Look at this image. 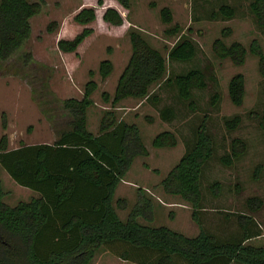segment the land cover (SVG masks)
<instances>
[{
	"label": "trees",
	"instance_id": "1",
	"mask_svg": "<svg viewBox=\"0 0 264 264\" xmlns=\"http://www.w3.org/2000/svg\"><path fill=\"white\" fill-rule=\"evenodd\" d=\"M111 1L116 6L104 7V0H96V6L103 8L100 19L110 26H122L125 18L119 7L129 10L130 0ZM43 5L44 0H0V75L16 74L27 80L32 99L50 122L54 135L52 142L21 143L14 148H7L5 134L0 137V167L17 184L38 192V196L10 206L3 201L0 183V264H88L101 246L113 242L128 246L118 255L132 260L133 264H264V245L248 243L263 234L254 218V213L264 207L262 198L248 197L245 200L247 213H223L221 224L229 225L227 221L231 217L235 219V234L217 236L200 220L203 200L200 182L203 168L214 154L205 119L197 125L191 144L159 182L166 194L177 195L191 205V218L199 227L198 234L188 237L167 226L139 222V217L145 221L153 219L152 202L139 188L137 201L126 219L119 218L115 206L125 208L126 200L118 198L113 205L115 188L133 159L147 156L148 150L137 125L118 119L112 110L102 114L96 133L88 129L87 110L93 104L91 95L98 88L93 79L85 83L81 98H60L50 89V67L37 61L30 50H25L31 35V19ZM248 9L256 24L264 27V0H250ZM159 15L163 23L172 22V12L167 6L160 8ZM234 15V7L227 3L210 13L212 19H229ZM96 19L95 6L81 7L72 20L83 28L70 39H58L57 48L64 53L76 52L93 33L88 25ZM57 28L58 22L54 20L46 25L48 33ZM164 32L176 35L180 29L175 24ZM126 33L130 56L112 97L103 92V100L110 98L113 107L126 98H149L151 87L164 83L174 87L178 97L192 105V90L207 86L203 69L191 67L173 73L168 70V63L193 59L197 51L195 43L187 35H181L163 53L138 30L128 28ZM230 34L229 27L221 30V37L213 40L214 54L242 65L251 53L257 57L258 70L264 78V53L259 44L252 40L246 48L239 41L226 43L223 38ZM112 70L110 59L99 62L101 80ZM227 92L233 105H242L245 96L242 73L231 76ZM217 99L218 94L214 93L212 100ZM251 114L264 133V101L260 111ZM159 115L168 121L174 117V110L164 106ZM240 123L241 116L236 114L225 118L224 127L235 130ZM2 127H6L4 119ZM151 144L155 148L174 147L177 138L174 132L163 130L153 137ZM245 150V141L232 137L228 151L221 154L218 161L230 167ZM261 169V164L256 165L254 176ZM208 190L212 196H217L219 183H210Z\"/></svg>",
	"mask_w": 264,
	"mask_h": 264
},
{
	"label": "rangeland",
	"instance_id": "2",
	"mask_svg": "<svg viewBox=\"0 0 264 264\" xmlns=\"http://www.w3.org/2000/svg\"><path fill=\"white\" fill-rule=\"evenodd\" d=\"M249 1L130 0L129 10L118 6L125 18L124 24L110 26L100 19L103 8L96 6V0H44L39 13L32 17L31 35L25 50H30L37 61L50 67V89L60 98H81L89 79L98 83V88L91 95L93 104L87 110L88 129L96 133L100 117L108 110H112L118 119L136 124L139 129L148 155L136 156L115 188L113 205L118 198L126 200L125 208L115 206L121 220L126 219L140 190L152 202L153 219L145 221L139 217V222L149 226H167L188 237L198 234L199 227L191 218V205L177 195L166 194L159 182L177 163L186 146L191 144L194 131L202 119L206 121V130L214 146V154L206 162L200 182L203 196L200 211L208 213L207 217L202 216L204 227L217 236L235 234V219L231 217L227 221L229 225H223V213H247L245 200L251 196L264 200V133L251 114L260 111L264 101V78L258 70V59L248 53L242 65H235L229 59L218 58L212 48L213 40L221 37V30L229 27L231 34L223 38L226 43L239 41L248 48L251 41L255 40L264 53V27H259L249 12ZM223 3L232 5L235 15L229 19H212L211 11L217 10ZM83 6L96 7L97 19L88 25L93 28V33L76 52H61L57 48V40L70 39L83 28L72 20V16ZM103 6L116 5L111 0H104ZM163 6L172 12L170 24L160 19L159 10ZM53 20L58 22V28L48 33L46 25ZM175 24L179 26L180 32L166 35L164 31ZM128 28L138 30L163 53L181 35H187L195 43L197 51L193 59L168 63V70L173 73L191 67L203 69L207 86L192 90V105L180 99L174 87L160 83L151 87L149 98H126L111 106L110 98L117 79L131 53L126 33ZM105 58L110 59L113 70L101 80L98 64ZM236 73H242L245 79V96L240 106L231 103L227 92V83ZM103 92L108 93L109 101L103 100ZM214 93L218 94L216 101L212 100ZM164 106L174 110L171 120L161 119L159 111ZM236 114L241 116V123L235 130L229 131L224 127V120ZM3 119L5 128L2 127ZM163 130L174 132L176 146H152L153 137ZM2 134L7 137V148L17 147L21 143L52 142L54 138L50 122L32 99L30 85L16 74L0 75V137ZM232 137L242 138L246 150L232 166L226 167L218 161V157L228 151ZM258 164L262 165V169L254 176V168ZM214 181L219 183L217 196H212L208 190L209 184ZM0 183L4 191L3 201L7 205L13 206L19 201L38 196L35 190L17 184L2 167ZM254 218L263 234L248 243L264 245V207L254 213ZM125 248L128 249V246L120 242L105 244L95 252L88 264H133L132 260L119 257L118 253Z\"/></svg>",
	"mask_w": 264,
	"mask_h": 264
},
{
	"label": "crops",
	"instance_id": "3",
	"mask_svg": "<svg viewBox=\"0 0 264 264\" xmlns=\"http://www.w3.org/2000/svg\"><path fill=\"white\" fill-rule=\"evenodd\" d=\"M202 216H206V217H207V216H208V213H204V211H200V212H199L200 220H201L203 226H205V225H204V220H203ZM218 220H219V219H218ZM206 222H207V220H206Z\"/></svg>",
	"mask_w": 264,
	"mask_h": 264
}]
</instances>
